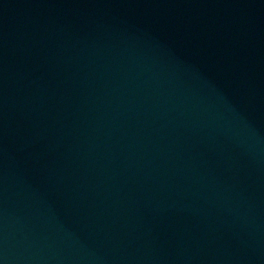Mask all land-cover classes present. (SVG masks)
<instances>
[{
    "label": "water",
    "instance_id": "water-1",
    "mask_svg": "<svg viewBox=\"0 0 264 264\" xmlns=\"http://www.w3.org/2000/svg\"><path fill=\"white\" fill-rule=\"evenodd\" d=\"M0 264H264V0H0Z\"/></svg>",
    "mask_w": 264,
    "mask_h": 264
}]
</instances>
